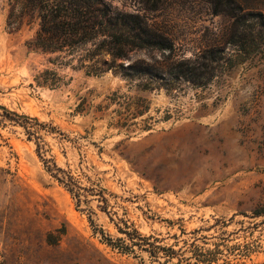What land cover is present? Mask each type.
Masks as SVG:
<instances>
[{
  "label": "rangeland",
  "instance_id": "1",
  "mask_svg": "<svg viewBox=\"0 0 264 264\" xmlns=\"http://www.w3.org/2000/svg\"><path fill=\"white\" fill-rule=\"evenodd\" d=\"M107 1L165 30L182 57L219 46L229 63L204 87L141 90L51 63L27 46L39 19L12 27L14 0H0V105L55 127L45 158L87 189L78 203L21 127L0 128V264H264V36L239 54L233 19L207 0ZM260 1L241 0L264 12ZM45 70L65 84L38 85Z\"/></svg>",
  "mask_w": 264,
  "mask_h": 264
},
{
  "label": "trees",
  "instance_id": "2",
  "mask_svg": "<svg viewBox=\"0 0 264 264\" xmlns=\"http://www.w3.org/2000/svg\"><path fill=\"white\" fill-rule=\"evenodd\" d=\"M215 15L233 19V30L228 43L238 48V53L255 52L251 45L264 36V12L246 7L241 0H207ZM264 3V0L260 1ZM264 5V4H263ZM25 17L39 19V28L27 46L47 54H58L51 63L72 66L89 74L100 76L114 72L128 81H139L141 90H155L164 86L171 90L181 80L204 87L226 70L224 49L206 47L195 58H184L165 30L150 23L145 16L121 11L107 0H14L9 25L16 27ZM250 45V47L248 46ZM156 52L162 60L136 58L140 53ZM108 56L109 60L105 59ZM128 61V62H126ZM38 85L58 88L65 84L56 70H45L36 78ZM117 96V95H116ZM149 111L137 108L131 113L136 119ZM19 126L29 141H34L39 158L47 171L77 200L83 202L87 192L79 178L71 171L60 168L54 157L45 158V134L58 131L40 122L36 117L19 114L0 105V128ZM144 126V130H150ZM1 136V134H0ZM101 197L104 190L100 191Z\"/></svg>",
  "mask_w": 264,
  "mask_h": 264
}]
</instances>
